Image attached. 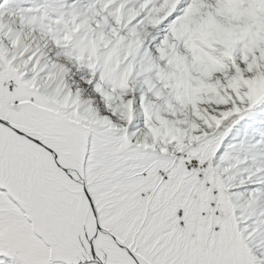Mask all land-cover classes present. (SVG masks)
<instances>
[{"label": "snow or ice", "instance_id": "obj_1", "mask_svg": "<svg viewBox=\"0 0 264 264\" xmlns=\"http://www.w3.org/2000/svg\"><path fill=\"white\" fill-rule=\"evenodd\" d=\"M0 264H264V0H0Z\"/></svg>", "mask_w": 264, "mask_h": 264}]
</instances>
